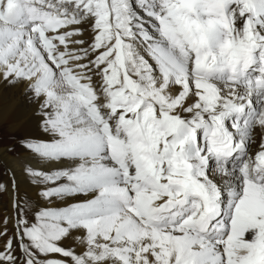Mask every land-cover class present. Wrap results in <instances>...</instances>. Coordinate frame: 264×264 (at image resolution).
<instances>
[{
	"label": "snow or ice",
	"instance_id": "snow-or-ice-1",
	"mask_svg": "<svg viewBox=\"0 0 264 264\" xmlns=\"http://www.w3.org/2000/svg\"><path fill=\"white\" fill-rule=\"evenodd\" d=\"M0 89V264H264V0H0Z\"/></svg>",
	"mask_w": 264,
	"mask_h": 264
},
{
	"label": "bare ground",
	"instance_id": "bare-ground-1",
	"mask_svg": "<svg viewBox=\"0 0 264 264\" xmlns=\"http://www.w3.org/2000/svg\"><path fill=\"white\" fill-rule=\"evenodd\" d=\"M8 125L9 131L12 136L21 138L26 133L33 131L34 121L32 119V109L25 99L24 95L18 89H0V126ZM21 136V137H20ZM6 148V147H5ZM5 148H0V156H3L8 166H11L15 170V181L19 186V192L21 194L28 193L33 194V190L30 189L25 176L21 171L23 155L21 150L17 149L14 153L12 151L5 152ZM2 166L4 175L3 182L11 183V173L5 171V165ZM8 207L5 210L7 216H13L14 212L11 207L10 197L7 195ZM5 209V208H4ZM0 209V218L3 215ZM11 228V223L9 224Z\"/></svg>",
	"mask_w": 264,
	"mask_h": 264
},
{
	"label": "rangeland",
	"instance_id": "rangeland-1",
	"mask_svg": "<svg viewBox=\"0 0 264 264\" xmlns=\"http://www.w3.org/2000/svg\"><path fill=\"white\" fill-rule=\"evenodd\" d=\"M0 130H2V135H3V140L0 141V148H12V152H16L17 149H18V145H17V140H19L20 138L18 137H15V136H12V134L10 133L9 131V127L8 125H3V126H0ZM21 137V136H20ZM4 175V171H3V168L2 166H0V181L3 180V176ZM8 197L7 195H4L3 197H0V209H3L2 211V216L1 218H3L4 216H7L5 215L7 212L5 210H7V207H8ZM5 208V209H4Z\"/></svg>",
	"mask_w": 264,
	"mask_h": 264
}]
</instances>
